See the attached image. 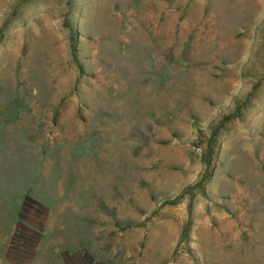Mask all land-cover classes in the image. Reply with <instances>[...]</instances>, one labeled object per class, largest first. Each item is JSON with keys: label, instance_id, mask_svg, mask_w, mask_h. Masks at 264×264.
<instances>
[{"label": "rangeland", "instance_id": "rangeland-1", "mask_svg": "<svg viewBox=\"0 0 264 264\" xmlns=\"http://www.w3.org/2000/svg\"><path fill=\"white\" fill-rule=\"evenodd\" d=\"M0 264H264V0H0Z\"/></svg>", "mask_w": 264, "mask_h": 264}, {"label": "trees", "instance_id": "trees-1", "mask_svg": "<svg viewBox=\"0 0 264 264\" xmlns=\"http://www.w3.org/2000/svg\"><path fill=\"white\" fill-rule=\"evenodd\" d=\"M206 161H207V160H205V158H204L203 162L206 163ZM209 163H210V162H209Z\"/></svg>", "mask_w": 264, "mask_h": 264}]
</instances>
